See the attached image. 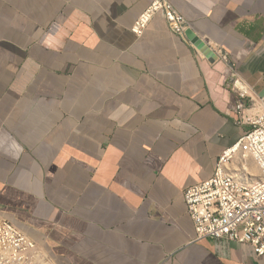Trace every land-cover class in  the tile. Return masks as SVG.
Returning <instances> with one entry per match:
<instances>
[{
  "label": "crops",
  "instance_id": "1",
  "mask_svg": "<svg viewBox=\"0 0 264 264\" xmlns=\"http://www.w3.org/2000/svg\"><path fill=\"white\" fill-rule=\"evenodd\" d=\"M154 1L0 0V214L57 264H264L184 199L247 129L230 63L264 95V0H169L218 60L135 34Z\"/></svg>",
  "mask_w": 264,
  "mask_h": 264
},
{
  "label": "built area",
  "instance_id": "2",
  "mask_svg": "<svg viewBox=\"0 0 264 264\" xmlns=\"http://www.w3.org/2000/svg\"><path fill=\"white\" fill-rule=\"evenodd\" d=\"M163 13L171 30L183 35L187 29L184 15L169 0H155L140 15L133 31L141 35L153 18ZM229 63V56L220 51ZM229 88L236 95V123L247 129L239 141L221 154L213 175L184 191L188 212L197 238L235 241L264 255V187L240 192L237 185L220 170V162L231 158L236 146L258 149L264 163V95L246 81L235 64L230 63ZM0 264H53L51 256L12 220L0 214Z\"/></svg>",
  "mask_w": 264,
  "mask_h": 264
},
{
  "label": "bare ground",
  "instance_id": "3",
  "mask_svg": "<svg viewBox=\"0 0 264 264\" xmlns=\"http://www.w3.org/2000/svg\"><path fill=\"white\" fill-rule=\"evenodd\" d=\"M220 170L230 177L240 192L252 190L256 185L264 187V163L258 157L257 148L236 146L231 151V158L220 162Z\"/></svg>",
  "mask_w": 264,
  "mask_h": 264
},
{
  "label": "water",
  "instance_id": "4",
  "mask_svg": "<svg viewBox=\"0 0 264 264\" xmlns=\"http://www.w3.org/2000/svg\"><path fill=\"white\" fill-rule=\"evenodd\" d=\"M186 34L188 38L194 43V45L209 59L211 60H218V55L214 50L200 37H198L192 30H187Z\"/></svg>",
  "mask_w": 264,
  "mask_h": 264
},
{
  "label": "rangeland",
  "instance_id": "5",
  "mask_svg": "<svg viewBox=\"0 0 264 264\" xmlns=\"http://www.w3.org/2000/svg\"><path fill=\"white\" fill-rule=\"evenodd\" d=\"M41 246L44 248V250L46 251L47 254L50 253L53 264H57V255L53 256V255L51 254V252L48 253V251L45 249V247H44L42 244H41ZM56 253H57V252H56ZM56 253H55V254H56Z\"/></svg>",
  "mask_w": 264,
  "mask_h": 264
}]
</instances>
